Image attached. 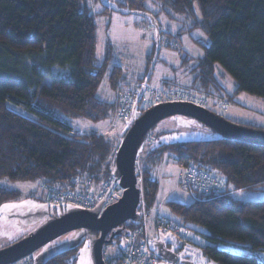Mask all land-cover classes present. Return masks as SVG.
I'll list each match as a JSON object with an SVG mask.
<instances>
[{
  "label": "trees",
  "instance_id": "16d2710c",
  "mask_svg": "<svg viewBox=\"0 0 264 264\" xmlns=\"http://www.w3.org/2000/svg\"><path fill=\"white\" fill-rule=\"evenodd\" d=\"M146 1L106 0L109 5H103L101 15L143 10ZM157 1L188 17L190 31L202 32L210 41L209 46L195 41L205 56L193 68L192 86L164 81L158 92L183 89L206 98L208 110L210 106L224 109L220 102L229 103V108L231 102L217 75L220 67L237 85L230 99L243 93L264 99V0ZM98 15L88 0H0V179L39 183L32 192L36 194L44 192L46 184L69 182L79 175L91 179L96 190L111 179L122 143L115 132L74 134L67 121L100 124L115 114V104L98 96L111 61L107 58L98 64ZM154 57V52L147 55V76L139 83L149 80L147 86L151 85ZM126 79L120 66L112 69L110 83L115 93ZM141 104L138 116L156 106L141 108ZM244 127L264 131V127ZM168 153L176 156L183 174L195 166L221 177V190L205 201H195L184 189L192 203L167 202L170 213L190 231H205L202 235L209 245L190 241L188 246L198 252L196 262L260 264L255 252H264V201L242 202L234 195L243 190L264 191V147L221 135L149 150L141 164L150 210L161 204L160 184L153 174ZM21 195L0 186V206ZM136 226L128 224L129 229ZM221 243L240 245L251 253L234 254L220 249ZM77 251L48 264H71Z\"/></svg>",
  "mask_w": 264,
  "mask_h": 264
},
{
  "label": "rangeland",
  "instance_id": "374dc122",
  "mask_svg": "<svg viewBox=\"0 0 264 264\" xmlns=\"http://www.w3.org/2000/svg\"><path fill=\"white\" fill-rule=\"evenodd\" d=\"M88 1L93 13L96 15L100 14L97 16L98 64H103L107 58H111L109 70L98 93L101 100L109 103L115 102L116 93L110 83L112 69L115 66H120L127 78V83L122 89L133 91L134 88L138 92L144 86V82L139 83V81L147 76V55L151 52L155 54L153 61L154 74L150 85L152 89L155 91L163 89L165 86L164 81H173L177 85L184 87L192 86L191 81L194 79L193 68L205 56L204 50L197 46L195 41L200 42L204 46H209L210 41L202 32L190 31L191 20L188 17L185 18L183 15H178L170 8H164L157 0H147L145 3L146 7L143 10L134 11L129 14L112 11L110 14L105 15H101V13L103 12V5L105 6L102 1L106 2V0H101L102 3L98 2L99 0ZM185 58H187L186 62L184 61ZM221 70L219 67L217 75L223 81L226 91L225 96L230 100L231 107L237 105L240 101L239 103L246 109L242 111V116H237V118L229 117V111L226 112L227 109L214 106H210L209 109L237 125L264 127V99L250 96L246 93L233 100L230 99L228 95H233L237 85L225 71ZM136 83L139 84L134 87ZM144 106L145 103L141 104V108ZM67 121L73 127L74 134H87L92 130H98L101 133L109 132L111 134L115 132L119 145L122 142L124 132L130 129L133 124V121L124 124L120 123L116 119L115 114L112 119L100 124H94L84 119L72 120L67 118ZM148 136L149 138L144 141L145 143L143 142L144 146L139 155L137 171L140 176L139 189L142 191L144 202L141 164V158L144 154L160 144L212 140L219 138L221 135L193 118L174 116L160 122L149 132ZM183 172L184 169L172 153L166 154L163 162L155 168L153 177L160 184L158 198L162 203L151 211L146 204L145 209L150 218L148 230L151 240L156 236L155 225L159 218H164L173 223L170 218H174V216L170 213L167 202H180L184 204L193 202L188 193L184 189H180ZM0 186L18 190L22 194L17 200L6 202L0 206L1 250L27 237L44 223L43 220L36 222L32 218L22 219L18 216L49 210L51 205L45 192L39 191V194H36L35 191L32 193L40 186L39 183L12 182L7 178H2L0 179ZM34 194L36 195L34 196ZM234 198L242 202H261L264 201V191L243 190L237 192ZM6 205L8 207H5ZM58 208L60 207H57V211ZM139 211H142L141 207ZM181 226L187 231V233L183 234L184 237L193 239L196 244L201 246L209 245V241L202 235L205 233L203 229H199L201 233H197L191 232L183 224ZM76 236L77 232H71L58 239L55 243ZM191 239L190 241H192ZM218 246L220 249L234 254L251 253L248 249L236 244L221 243ZM183 250L185 249L183 248ZM119 253L120 248L118 246H109L108 249H104V255L107 256H115ZM255 256L259 263L264 261V252H255ZM71 259L73 260L71 264H93L89 250V239L78 249ZM203 263L205 264V262Z\"/></svg>",
  "mask_w": 264,
  "mask_h": 264
},
{
  "label": "water",
  "instance_id": "95a60500",
  "mask_svg": "<svg viewBox=\"0 0 264 264\" xmlns=\"http://www.w3.org/2000/svg\"><path fill=\"white\" fill-rule=\"evenodd\" d=\"M102 2L109 5L107 2ZM148 83L149 80L145 82L139 93L131 119L133 124L115 158L113 176L123 190L122 195L104 211L105 203H102L93 211L58 208L61 212L55 215V208L51 207L49 210L18 216L22 219L32 218L36 222L43 220L44 223L27 237L1 249L0 264H17L30 257L34 258V264H48L57 257L78 250L88 239L93 264H105L104 249L106 246L118 245L117 237L121 238L119 248L125 250L132 233L124 225L128 222L137 226L141 224L139 207L142 192L139 189L137 163L144 146L143 142L155 126L170 117L188 116L220 135L264 147V131L237 125L204 107L191 103L170 102L156 105L138 117V107ZM71 232H77V236L60 245L45 249ZM168 244L171 246L169 247ZM175 244L173 237L158 235L150 240L149 248L165 261L161 264H196L198 252L195 249L177 253ZM40 251L42 252L39 253Z\"/></svg>",
  "mask_w": 264,
  "mask_h": 264
},
{
  "label": "built area",
  "instance_id": "2783aa9c",
  "mask_svg": "<svg viewBox=\"0 0 264 264\" xmlns=\"http://www.w3.org/2000/svg\"><path fill=\"white\" fill-rule=\"evenodd\" d=\"M119 85L116 91L115 99V117L119 122H128L132 118L134 106L140 91L136 92L122 89ZM142 103L145 106L160 105L170 102H186L201 107L209 104L206 98H198L193 92H187L183 89H175L170 92H156L151 86H146ZM140 102V103H141ZM220 105L227 109L229 103L220 102ZM137 163V171H138ZM139 179V178H138ZM140 181V179H139ZM221 177L217 173L198 169L190 166L181 177L180 188L185 189L190 196L197 202L205 201L213 192L221 190ZM42 190L47 194L51 207L75 208L86 211L95 210L100 204L105 203L103 211L114 204L117 198L122 195L123 190L115 180L113 173L111 179L96 190L94 183L85 175H79L69 182H57L55 184H46ZM142 192V191H141ZM143 195V194H142ZM140 207L141 224L133 229L128 238V246L125 250L115 256L104 255L105 264H161L165 263L149 248L151 240L149 236V215L146 211V203L141 198ZM139 207V208H140ZM151 211V210H150ZM185 229L175 222H170L164 218H159L155 225L156 236H172L176 243L183 249L189 250L190 239L183 236ZM17 264H34V258L30 257Z\"/></svg>",
  "mask_w": 264,
  "mask_h": 264
},
{
  "label": "flooded vegetation",
  "instance_id": "af4514ba",
  "mask_svg": "<svg viewBox=\"0 0 264 264\" xmlns=\"http://www.w3.org/2000/svg\"><path fill=\"white\" fill-rule=\"evenodd\" d=\"M137 116H138V112H137ZM61 211H57V209H55V215H58L59 213H60ZM129 224V223H128ZM128 224L126 223L125 225H124V227H126L128 230H129V228H128ZM110 235V234H109ZM108 235V236H109ZM70 239H72V238H68L67 240L65 239V240H63V241H61V242H59V243H55V242H57V241H55L54 243H52L51 245H49L48 247H46L45 249H49V248H51V247H53V246H56V245H60L61 243H64V242H66V241H68V240H70ZM116 240H117V242H118V245H116V246H119V244L121 243V238L120 237H117L116 238ZM110 246H112V245H110ZM115 246V247H116ZM168 246L170 247L171 245L170 244H168ZM175 246L177 247V249H176V251H177V253H180L183 249L179 246V245H177V244H175ZM108 247L109 246H106L105 247V249H108ZM45 249H43V250H45ZM42 250V251H43ZM189 250H192V249H189ZM42 251H40L39 253H41ZM74 252V251H73ZM190 252V251H189ZM38 253V254H39ZM70 253H72V252H70ZM70 253H66V254H64V255H62V256H60V257H57L56 259H54L53 261H56L58 258H63L64 260L66 259L65 257L66 256H68V254H70ZM191 259V258H190ZM72 260V259H71ZM52 262V261H51ZM197 263V262H196Z\"/></svg>",
  "mask_w": 264,
  "mask_h": 264
},
{
  "label": "crops",
  "instance_id": "0c3cea01",
  "mask_svg": "<svg viewBox=\"0 0 264 264\" xmlns=\"http://www.w3.org/2000/svg\"><path fill=\"white\" fill-rule=\"evenodd\" d=\"M240 102V101H239ZM237 103V105H234L233 107H229L228 108V110L226 111V112H228L229 111V117H233V118H237V116H242V111H244L246 108H244L240 103ZM261 115V114H260ZM256 126H259V125H256ZM92 131H94V130H92ZM80 134H82V133H80ZM162 203V202H161ZM173 222H175V223H178V224H180L181 225V223H180V221L179 220H177L175 217L174 218H170ZM185 232L187 233V231L185 230ZM184 232V233H185ZM189 232V231H188ZM192 232V231H191ZM191 232H189V233H191ZM191 239V238H190ZM192 241H193V239H191ZM194 242V241H193Z\"/></svg>",
  "mask_w": 264,
  "mask_h": 264
},
{
  "label": "snow or ice",
  "instance_id": "6c2138e0",
  "mask_svg": "<svg viewBox=\"0 0 264 264\" xmlns=\"http://www.w3.org/2000/svg\"><path fill=\"white\" fill-rule=\"evenodd\" d=\"M5 207H8L7 205ZM260 264H264V261H261Z\"/></svg>",
  "mask_w": 264,
  "mask_h": 264
},
{
  "label": "bare ground",
  "instance_id": "6f19581e",
  "mask_svg": "<svg viewBox=\"0 0 264 264\" xmlns=\"http://www.w3.org/2000/svg\"><path fill=\"white\" fill-rule=\"evenodd\" d=\"M119 247V246H118Z\"/></svg>",
  "mask_w": 264,
  "mask_h": 264
}]
</instances>
